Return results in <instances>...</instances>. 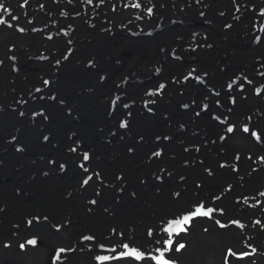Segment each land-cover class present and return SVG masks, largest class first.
<instances>
[{
	"label": "bare ground",
	"instance_id": "1",
	"mask_svg": "<svg viewBox=\"0 0 264 264\" xmlns=\"http://www.w3.org/2000/svg\"><path fill=\"white\" fill-rule=\"evenodd\" d=\"M16 1L25 32L0 26V261L48 264L53 239L69 243L49 264H154L168 221L202 203L213 213L168 259L264 264V135L242 131L264 133V0ZM129 242L143 259L97 260Z\"/></svg>",
	"mask_w": 264,
	"mask_h": 264
},
{
	"label": "snow or ice",
	"instance_id": "2",
	"mask_svg": "<svg viewBox=\"0 0 264 264\" xmlns=\"http://www.w3.org/2000/svg\"><path fill=\"white\" fill-rule=\"evenodd\" d=\"M0 9H3V11L7 12L8 9L3 7V4H0ZM149 13H151V9L148 10ZM201 15H203V13H201ZM13 19H15V17H13ZM5 21L4 20H0V24H3ZM21 31H23V29H20ZM60 62L57 61V64H59ZM187 78V77H186ZM45 84L48 83V81L44 82ZM229 88L232 87V84L228 85ZM242 87V85H241ZM164 85L161 84L160 85V89H163ZM235 102V101H233ZM149 111H151V109H149ZM45 119H47V117H45ZM251 116L248 117V120H251ZM227 120V117H225L224 121H221V123H224ZM121 127H126L125 124H121ZM226 131L228 133H232L234 131V127L233 126H229L227 127ZM242 131L244 133H250L252 137H254L256 140H260L261 136L264 135V133H260L258 134L256 131L252 130L249 128V126L247 124L244 125ZM45 140L48 139L47 136L44 137ZM157 139H159V137H157ZM221 139L223 140L224 137L222 136ZM129 152L132 151L131 148L128 149ZM72 151H75V149L73 148ZM153 155L155 156H159L160 153L156 152L153 153ZM89 157L87 154L84 155V159L87 160ZM237 159H239V155H237ZM261 160H264V157L260 158ZM83 166V165H81ZM223 166V165H222ZM61 168H63V165H61ZM87 171V170H86ZM99 175V174H97ZM91 179V176H89L87 179L83 180V184L86 185L89 183V180ZM157 179H161V177H157ZM181 179H183V177H181ZM260 195L264 196V192H261ZM92 204H95L96 201L93 200L91 202ZM214 209L211 207H207L205 208V206L201 203L199 204V206L194 207V210L190 209L187 210V214L181 215L176 219H172L170 221H168L167 226L164 227L162 229V231L164 233L167 234V238L163 239L162 241V248H157L155 251L158 253L157 255H150V259L154 262V264H175V262L173 260L168 259L167 254L169 252L172 251V249L174 248L176 252H180L182 249L185 248V244L184 243H177L174 239V236L180 234V233H185L188 231V226H190V222L197 218V217H208L210 216L211 213H213ZM29 223H31V221H29ZM216 223L221 227L224 228L226 227V225L220 223L219 220L216 221ZM205 231H207V229H205ZM148 235L151 236L153 235L152 230L149 229ZM83 240L85 241H90L92 239H94V237L92 236H83L82 237ZM36 241L35 240H29L28 244H35ZM157 243H161V240H157ZM21 247L23 248L24 245L22 244ZM123 248L126 249V251H122L119 253V257H112L111 259H117V258H124V257H134L135 260L140 261L141 259H143L145 257V254L141 251H139L138 249L134 248V247H130L129 244L125 243L123 244ZM63 251V249L61 250ZM256 249L253 248L252 252H255ZM229 255H236V253L232 252L231 249H229ZM243 256H248L251 255V253L248 252H244L242 254ZM110 259V257L108 256H98L97 260L98 261H108ZM225 264H227V260L225 261Z\"/></svg>",
	"mask_w": 264,
	"mask_h": 264
},
{
	"label": "rangeland",
	"instance_id": "3",
	"mask_svg": "<svg viewBox=\"0 0 264 264\" xmlns=\"http://www.w3.org/2000/svg\"><path fill=\"white\" fill-rule=\"evenodd\" d=\"M14 1H16V0H14ZM0 4H3V7L4 8H6V9H8V11L7 12H5V11H3V9H0V20H4V21H7V25L6 26H4L5 28H7V29H13V30H15L16 31V33L17 34H20V29L22 28V29H25V28H23L22 27V25H20L22 22L21 21H19L18 20V18H19V13H14V8H15V11L16 12H21L22 11V9L23 8H25V2L23 1V2H21V1H16V3H15V5H12V7H14V8H9V5H7L6 4V2H5V0H0ZM132 5V9L131 10H133V11H136L137 10V8L140 6V5H138L137 3H133V4H131ZM136 7V8H135ZM13 17H15V19H13ZM27 19V18H26ZM32 18L31 17H29L27 20H26V22H27V24H26V29H29V30H32V29H34V28H37L38 30L37 31H35V32H40V31H42L43 30V27H44V24H42V25H40L41 24V21H38V23H36V25L35 24H32L33 22H32ZM176 21V20H175ZM175 21H172V22H175ZM181 22V21H180ZM20 23V24H19ZM24 23V22H23ZM28 25H31L30 27H28ZM0 26H2V24H0ZM59 31L57 32V33H51V34H47V33H45L44 32V38H47V41H50L53 37H55V36H60V35H63V36H65V37H67V35L70 33L69 31H67L66 29H58ZM30 32H32V31H30ZM147 35V34H146ZM83 38H85V37H83ZM70 40H67V42H69ZM10 47V46H9ZM8 47V48H9ZM188 49H190V48H188ZM187 49V50H188ZM172 54V53H171ZM170 54V56H171V58L172 59H174V60H178V61H182V55L181 54H172L171 55ZM6 68V67H5ZM188 76V75H187ZM186 76V77H187ZM195 76V75H194ZM143 79L144 78H138V77H136V78H132V79H129V81H131V82H138V83H140V82H142L143 81ZM122 97V94H120V98ZM141 111H144L143 113H145V114H148L149 115V111L146 109V107L145 108H143ZM121 129H123V127H121V123L120 124H118V127H117V131H120ZM66 154H62L64 157H66V158H68L69 156H68V152H69V150H67L66 149ZM251 225L253 226V230H255L256 232H258V231H261V229H262V224H261V222H257V221H254L253 223H251ZM149 229H151V227L149 228ZM149 229H148V231H147V233H146V235L148 234V232H149ZM148 237H149V235H147ZM135 242H129L128 244H129V246L130 247H134V245L136 246V244H134ZM67 249V248H66ZM105 249H107V250H110V247H108V246H106L105 247ZM65 249H63V254H65ZM124 251H126V249H124ZM109 252V251H108ZM63 255H58V256H56V257H54L55 258V260H59V259H62L63 257H62ZM111 259V258H110ZM51 261H53V258H51ZM109 261V260H108ZM101 263H104V262H106V261H100Z\"/></svg>",
	"mask_w": 264,
	"mask_h": 264
},
{
	"label": "water",
	"instance_id": "4",
	"mask_svg": "<svg viewBox=\"0 0 264 264\" xmlns=\"http://www.w3.org/2000/svg\"><path fill=\"white\" fill-rule=\"evenodd\" d=\"M130 7H132V5H130ZM133 8V7H132ZM138 8H141V6H139ZM147 13H148V11H147ZM20 24V23H19ZM21 25V24H20ZM22 29V28H21ZM38 29L37 28H34V29H32V30H30V31H32V32H35V31H37ZM20 31V33H24L25 31L23 30V31H21V30H19ZM147 35H151L152 34V31H150L149 33H146ZM10 46H12V45H10ZM48 56L49 55H47V54H37V55H34V56H32V58H33V60L34 61H38V62H46L47 60H48ZM0 61H1V63H2V60L0 59ZM13 70H15V68L13 69ZM50 77H52V75H49L48 76V78H44L43 80L44 81H48V79L50 78ZM49 82H52L51 80H49L48 81V83ZM41 95H42V97L45 99V100H49V97L52 95L51 93H50V91H48V90H46V91H44V93H41ZM29 101H30V104H35V103H37V97H34V98H30V99H28ZM20 103L21 104H23L22 103V101H20ZM46 113L47 112H45V114H41V115H34V118H38L37 119V121H39V120H45V117H47V115H46ZM31 132V131H30ZM32 133V132H31ZM52 242H54V244H55V247H53V261H50V260H48L47 261V256L45 257V260L47 261V263L49 262V263H55V258L54 257H56V256H58V255H62V252L63 251H61L62 249H65L66 250V248L68 247V243L69 242H66V243H63V242H59V241H55V240H51ZM51 241H49V242H51ZM54 251H55V254H54ZM5 257H3V258H0V260L1 259H4ZM56 261H58V260H56ZM48 263V264H49ZM0 264H5L4 262H2V261H0Z\"/></svg>",
	"mask_w": 264,
	"mask_h": 264
}]
</instances>
